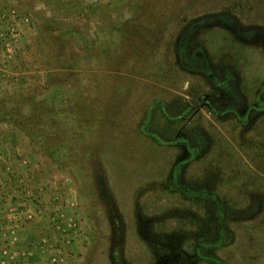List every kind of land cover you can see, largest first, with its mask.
Returning <instances> with one entry per match:
<instances>
[{"label": "rangeland", "instance_id": "374dc122", "mask_svg": "<svg viewBox=\"0 0 264 264\" xmlns=\"http://www.w3.org/2000/svg\"><path fill=\"white\" fill-rule=\"evenodd\" d=\"M0 10V105L50 122L55 140L69 126L85 138L86 155L38 153L43 178L72 192L70 243L52 244L49 259L264 264V112L243 121L201 109L188 123L178 108L198 91L264 108V0H7Z\"/></svg>", "mask_w": 264, "mask_h": 264}, {"label": "crops", "instance_id": "0c3cea01", "mask_svg": "<svg viewBox=\"0 0 264 264\" xmlns=\"http://www.w3.org/2000/svg\"><path fill=\"white\" fill-rule=\"evenodd\" d=\"M5 77L0 72V79ZM29 140L16 125L0 121V264L48 263L52 244L70 243L63 233L68 228L64 201L69 203L72 192L43 178L40 155Z\"/></svg>", "mask_w": 264, "mask_h": 264}, {"label": "trees", "instance_id": "16d2710c", "mask_svg": "<svg viewBox=\"0 0 264 264\" xmlns=\"http://www.w3.org/2000/svg\"><path fill=\"white\" fill-rule=\"evenodd\" d=\"M239 4V3H237ZM251 5H254L253 2H250ZM245 5H242L240 8L238 6L234 7L237 10H243ZM233 8V7H230ZM245 10V9H244ZM252 11V9H250ZM250 11V12H251ZM108 50V49H105ZM137 73H141V71H137ZM76 87V86H75ZM78 88V87H76ZM5 106V105H4ZM4 106L0 105V121H7L14 125H16L18 128H20L21 131L25 132L27 136L29 137L30 141L33 143L35 150L37 153L48 155L50 158H53L54 160L58 159V156H60V153H63L64 151H69L70 149H77L76 152H79L81 155H86L87 153L84 151H81L80 148L81 144H85L84 135L82 133V130L79 131H73L71 126H69L68 130L70 132L63 129L62 133L65 134V139H56L55 140V134L51 131L52 130V124L50 122H43L42 124H38L36 126L35 122H26L27 116L23 115L22 112H20V108H11L9 110H5ZM6 107V106H5ZM49 107L54 108L53 105H49ZM54 109H51L53 111ZM33 117L36 116V113L32 114ZM56 114L55 112L50 113V118L55 119ZM29 121V120H28ZM29 123V124H27ZM40 125V126H39ZM70 133V135H68ZM78 158L82 156L77 155ZM81 168H83V162H80ZM84 169V168H83ZM84 172H82L83 174ZM86 176V174L84 173Z\"/></svg>", "mask_w": 264, "mask_h": 264}, {"label": "flooded vegetation", "instance_id": "af4514ba", "mask_svg": "<svg viewBox=\"0 0 264 264\" xmlns=\"http://www.w3.org/2000/svg\"><path fill=\"white\" fill-rule=\"evenodd\" d=\"M229 79V78H228ZM229 80L225 81L228 82ZM214 85H218V83L213 82ZM220 85V84H219ZM218 85V86H219ZM230 85V84H229ZM234 94V92L232 93ZM230 94V95H232ZM231 98V96H230ZM239 98V97H238ZM237 99V98H236ZM261 97L258 98V102H261ZM231 103H230V102ZM233 104V105H232ZM178 108H180V118L189 119L188 123L191 121L190 118L195 116L197 112L201 111V109H207L210 113L215 115V117L222 116L225 113H232L236 116L237 119H241L243 121H247L250 115L254 111H263L264 108H258L256 106H249L244 111H241L238 106L232 102V100H228L224 96H215L213 93L204 95L202 92H195L194 98L189 101L188 104H183V102L178 104ZM188 115V116H186Z\"/></svg>", "mask_w": 264, "mask_h": 264}, {"label": "built area", "instance_id": "2783aa9c", "mask_svg": "<svg viewBox=\"0 0 264 264\" xmlns=\"http://www.w3.org/2000/svg\"><path fill=\"white\" fill-rule=\"evenodd\" d=\"M57 258H58L57 254H53L49 259L48 263H44V264H57V260H58Z\"/></svg>", "mask_w": 264, "mask_h": 264}]
</instances>
